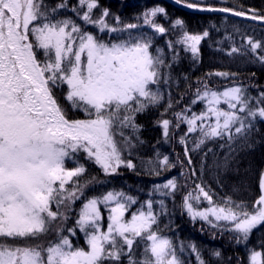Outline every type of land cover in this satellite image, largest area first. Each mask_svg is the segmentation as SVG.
<instances>
[{
  "label": "snow or ice",
  "instance_id": "snow-or-ice-1",
  "mask_svg": "<svg viewBox=\"0 0 264 264\" xmlns=\"http://www.w3.org/2000/svg\"><path fill=\"white\" fill-rule=\"evenodd\" d=\"M98 7V0H0V264H124L125 260L127 264H182L172 241L154 228L157 219L151 201L147 212L133 213L129 220L125 218L129 205L122 201H135L122 192H108L102 199L83 203L76 226L84 233L85 247L75 246L64 234H75L72 228L65 229L64 222L90 183L81 182L86 173L83 165L68 168L66 163L78 160L83 153L105 174L116 173L124 163L121 144H131L125 129L138 131L135 116L158 107L164 98L161 88L172 80V64L163 48L152 50L151 37L129 34L128 39L105 42L88 31V25L100 32L117 31L106 22L107 9L94 18ZM187 7L247 15L197 3H187ZM69 11L75 19L67 15ZM160 13L166 16L159 6L145 11L144 24L155 33L166 34L168 29L153 19ZM249 18L264 21V16L256 14ZM136 27L125 25L126 29ZM171 27L179 37L167 48L175 53L181 45L196 59L198 45L208 31L191 34L179 18ZM247 42L253 53L261 48V43L251 38ZM240 52L233 47L228 55ZM176 59L173 55L172 61ZM259 59L264 63V56ZM216 75L227 78L230 74ZM201 83L192 104L204 102L205 109L190 116L188 108L174 113L177 128L187 125L180 143L185 144L187 134L197 131V149L208 139L227 136L230 151L223 164H217L227 169L233 141L240 137L248 142L253 121H264V91L251 97L243 86L221 92ZM173 107L169 98L165 112ZM69 111L82 112L85 118L70 119ZM171 123L162 120L166 137ZM185 155H189L187 148ZM160 163L169 166L168 157ZM188 164H192L190 157ZM127 167H134L130 160ZM259 186L261 195L251 210L230 197L217 204L201 184L195 186L198 195L189 192L184 197V205L193 219L199 217L214 228L235 232L237 243H241L257 226L264 225V172ZM162 187L175 191L177 184L169 179ZM201 195L210 206L194 210L191 201H199ZM101 203H114L106 231L100 226ZM138 242H145L139 254L134 247ZM193 251H197L195 246ZM197 259L206 264L198 251ZM249 264H264V252L250 250Z\"/></svg>",
  "mask_w": 264,
  "mask_h": 264
},
{
  "label": "trees",
  "instance_id": "trees-1",
  "mask_svg": "<svg viewBox=\"0 0 264 264\" xmlns=\"http://www.w3.org/2000/svg\"><path fill=\"white\" fill-rule=\"evenodd\" d=\"M49 2L55 3L56 0ZM187 3H197L201 7H226L247 15L202 11L199 7L188 8ZM98 5L94 10V18L107 9L110 14L106 22L117 31L100 32L92 25L86 26L87 30L105 42L125 40L129 34L151 37L152 50L163 48L168 62L172 64V80L170 85L161 88L164 98L158 107L149 108L135 116L138 131L133 133L131 129H125V134L131 137V144H121L124 163L116 173L105 174L99 165L86 159L83 153L79 154L78 160L66 163L68 168L83 165L86 173L80 178L81 182L87 180L90 183L84 191V198L73 204L64 222L65 229L72 228L75 234L67 231L64 234L69 236L75 246L85 247L84 233L76 226L83 203L91 198L102 199L108 192H122L135 201H122L129 205L125 213V218L129 220L133 213L147 212L148 202L151 201L157 219L154 228L159 235L172 241L182 264H199L197 251L206 264H249L250 250L264 252V225L255 228L247 241L237 243V233L226 228H214L199 217L193 219L184 205V197L189 192H193V197L198 195L195 186L201 184L217 204L230 197L237 203L243 202L251 210L261 195L259 179L264 171V121L259 118L253 121L255 126L248 135V142L233 149L229 157L231 166L224 169L218 168L217 164L222 165L230 151L226 148L227 136L212 138L200 149L191 151L190 142L198 131L187 134L185 144H181L180 138L187 133V125L181 124L177 128L174 113L188 108L191 109L188 113L190 116L191 112L199 114L205 109L204 102L192 104L197 88L202 89L201 82L221 92L228 87L243 86L251 97H258L264 91V63L259 59L264 56V21L249 18L252 14L264 16V0H181L180 4L176 0H98ZM157 6L165 9L166 16L160 13L153 19L168 29L166 34L155 33L149 25L144 24L145 11ZM67 15L76 18L70 11ZM178 18L185 22V30L191 34L202 35L205 30L209 33L198 45L196 59H193L190 50L185 51L181 45L176 47L175 53L167 48L169 42H175L179 37L177 30L171 27ZM128 24H136L137 27L126 29L125 25ZM248 38L261 43V48L255 53L251 51ZM233 47L241 49V52L228 55ZM173 55L177 57L174 62ZM216 73L230 75L225 78ZM169 98L174 107L165 112ZM68 115L70 119L85 118L82 112L69 111ZM163 119L172 122L167 137L163 133ZM185 148L189 150L188 156L185 155ZM165 156L168 157L169 166L160 163ZM189 157L191 165L188 164ZM129 160L133 168L127 167ZM193 172L195 175H192ZM169 179H175V191L162 187ZM191 202L194 210L210 206L202 195L199 201L193 198ZM112 206L114 203L99 205L102 216L100 226L104 231L107 230L109 209ZM144 244L138 242L134 246L137 254L143 251ZM193 246L197 251H193ZM217 251L221 254L219 257L213 255ZM124 264H127L126 260Z\"/></svg>",
  "mask_w": 264,
  "mask_h": 264
},
{
  "label": "rangeland",
  "instance_id": "rangeland-1",
  "mask_svg": "<svg viewBox=\"0 0 264 264\" xmlns=\"http://www.w3.org/2000/svg\"><path fill=\"white\" fill-rule=\"evenodd\" d=\"M223 106V105H222ZM223 107H226V106H223ZM215 121H214V118H213V120H212V123H214ZM199 137H200V133H199V131L197 132V134H196V136H195V138L190 142V145H189V148L191 149V151L193 150V151H195V150H198V149H200L201 147H203V145H205V143L208 141V140H210V139H208V140H206L205 141V143L203 144V145H201L200 146V148H195V143H196V141L199 139ZM244 140H242L240 137H237L236 138V140H234L233 141V143H232V149H234V148H236V147H238V146H242L243 144H244ZM248 144V143H247ZM246 144V145H247ZM245 145V146H246ZM226 148L227 149H229V146H228V144H227V146H226ZM264 172V171H263ZM224 223V222H223ZM229 227H230V225H229ZM257 227H259V226H257Z\"/></svg>",
  "mask_w": 264,
  "mask_h": 264
}]
</instances>
